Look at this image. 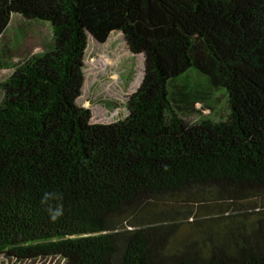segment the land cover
Wrapping results in <instances>:
<instances>
[{"label":"trees","instance_id":"1","mask_svg":"<svg viewBox=\"0 0 264 264\" xmlns=\"http://www.w3.org/2000/svg\"><path fill=\"white\" fill-rule=\"evenodd\" d=\"M16 16L53 45L2 67L0 260L264 264V0H0V38ZM114 32L144 80L126 119L92 124L89 37ZM191 70L227 92V120L180 116Z\"/></svg>","mask_w":264,"mask_h":264},{"label":"rangeland","instance_id":"2","mask_svg":"<svg viewBox=\"0 0 264 264\" xmlns=\"http://www.w3.org/2000/svg\"><path fill=\"white\" fill-rule=\"evenodd\" d=\"M52 45L50 24L29 23L21 16L13 18L6 35L0 38V104L4 97L1 84L15 72L2 68L3 64L21 62L48 51ZM85 65V84L78 104L92 111L91 123L112 124L126 119L128 101L144 80V55L133 54L122 33H112L104 44L90 36ZM178 80L181 83L175 82L171 88L181 108L180 116L186 122L198 123L206 118L214 122L227 120L230 108L224 89H213L208 79L194 70ZM254 202L264 203V197ZM0 264H65V261L60 257L27 261L2 257Z\"/></svg>","mask_w":264,"mask_h":264},{"label":"clouds","instance_id":"3","mask_svg":"<svg viewBox=\"0 0 264 264\" xmlns=\"http://www.w3.org/2000/svg\"><path fill=\"white\" fill-rule=\"evenodd\" d=\"M47 199V197H46ZM51 212V209L49 210ZM61 214L60 210H57L56 212L52 213V218L56 219Z\"/></svg>","mask_w":264,"mask_h":264},{"label":"bare ground","instance_id":"4","mask_svg":"<svg viewBox=\"0 0 264 264\" xmlns=\"http://www.w3.org/2000/svg\"><path fill=\"white\" fill-rule=\"evenodd\" d=\"M135 84H136V83H135ZM86 106L89 107V106H90V102H87Z\"/></svg>","mask_w":264,"mask_h":264}]
</instances>
